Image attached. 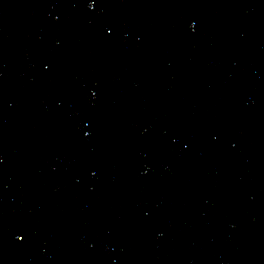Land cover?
I'll list each match as a JSON object with an SVG mask.
<instances>
[{"label": "water", "instance_id": "water-1", "mask_svg": "<svg viewBox=\"0 0 264 264\" xmlns=\"http://www.w3.org/2000/svg\"><path fill=\"white\" fill-rule=\"evenodd\" d=\"M0 264H264V0H0Z\"/></svg>", "mask_w": 264, "mask_h": 264}]
</instances>
